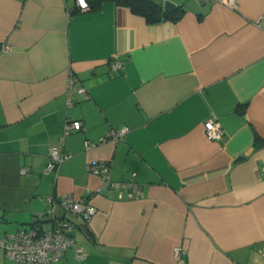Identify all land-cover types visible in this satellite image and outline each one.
Returning a JSON list of instances; mask_svg holds the SVG:
<instances>
[{
  "label": "crops",
  "instance_id": "1",
  "mask_svg": "<svg viewBox=\"0 0 264 264\" xmlns=\"http://www.w3.org/2000/svg\"><path fill=\"white\" fill-rule=\"evenodd\" d=\"M172 1L180 18L150 23L111 0H0V236L67 194L96 212L67 214L84 257L53 264H264V0ZM50 147L71 155L44 171ZM100 160L141 195L99 190Z\"/></svg>",
  "mask_w": 264,
  "mask_h": 264
},
{
  "label": "built area",
  "instance_id": "2",
  "mask_svg": "<svg viewBox=\"0 0 264 264\" xmlns=\"http://www.w3.org/2000/svg\"><path fill=\"white\" fill-rule=\"evenodd\" d=\"M233 5V0H225ZM79 10L84 11L90 8L88 1L75 0ZM7 48L8 46L5 45ZM121 64L115 61L111 64L112 69L120 68ZM81 123L73 120L66 125V131L69 129L79 130ZM129 130L128 127L111 128L107 137L118 140L122 138ZM205 136L210 140H218L222 137L223 129L220 123L214 118L209 117L203 122ZM91 143H86V148H90ZM70 153L59 152L55 147H50L48 153V162L44 171L54 169L64 159L70 157ZM88 169L100 176L101 185L99 190L113 188H124L128 191L130 197L141 195L140 185L134 179V173L119 181H112L109 177L110 164L107 161H94L88 164ZM26 168L20 169L21 173L26 172ZM46 200L49 207L44 219L22 227L14 232H7L0 236V248L12 257L15 264H53L69 248H73L74 257L82 259L83 252L81 247L76 245L72 234L73 223L67 217V214L80 216L81 219L88 222L96 212V207L87 198H75L71 195H62L55 197L47 195ZM180 248L174 249V256L178 257Z\"/></svg>",
  "mask_w": 264,
  "mask_h": 264
},
{
  "label": "trees",
  "instance_id": "3",
  "mask_svg": "<svg viewBox=\"0 0 264 264\" xmlns=\"http://www.w3.org/2000/svg\"><path fill=\"white\" fill-rule=\"evenodd\" d=\"M90 8L96 9L99 7L101 2L105 0H87ZM118 5H124L129 7V9L136 14L143 16L147 22L153 23L160 20H172L175 21L180 18L183 9L178 7L173 11H163L162 6L159 2L155 0H111ZM264 146V139L255 137L254 148ZM42 219H38L40 221ZM32 224V223H31ZM30 224V225H31ZM34 224V223H33Z\"/></svg>",
  "mask_w": 264,
  "mask_h": 264
},
{
  "label": "water",
  "instance_id": "4",
  "mask_svg": "<svg viewBox=\"0 0 264 264\" xmlns=\"http://www.w3.org/2000/svg\"><path fill=\"white\" fill-rule=\"evenodd\" d=\"M197 1L200 4H203L205 0H197ZM176 7H177V4L172 0H163V2H162L163 11H167V12L173 11L176 9ZM242 158H244L243 155H238L237 157H235L234 161L240 160ZM44 216H46V213L41 215V217H44Z\"/></svg>",
  "mask_w": 264,
  "mask_h": 264
},
{
  "label": "snow or ice",
  "instance_id": "5",
  "mask_svg": "<svg viewBox=\"0 0 264 264\" xmlns=\"http://www.w3.org/2000/svg\"><path fill=\"white\" fill-rule=\"evenodd\" d=\"M81 3H83V0H81Z\"/></svg>",
  "mask_w": 264,
  "mask_h": 264
}]
</instances>
